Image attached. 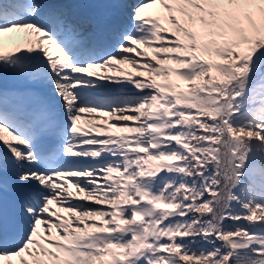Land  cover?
I'll return each mask as SVG.
<instances>
[{
  "label": "snow or ice",
  "instance_id": "1",
  "mask_svg": "<svg viewBox=\"0 0 264 264\" xmlns=\"http://www.w3.org/2000/svg\"><path fill=\"white\" fill-rule=\"evenodd\" d=\"M0 177V264H264V0H0Z\"/></svg>",
  "mask_w": 264,
  "mask_h": 264
},
{
  "label": "rangeland",
  "instance_id": "2",
  "mask_svg": "<svg viewBox=\"0 0 264 264\" xmlns=\"http://www.w3.org/2000/svg\"><path fill=\"white\" fill-rule=\"evenodd\" d=\"M82 123H83V122H82ZM84 127H87V124H86Z\"/></svg>",
  "mask_w": 264,
  "mask_h": 264
}]
</instances>
